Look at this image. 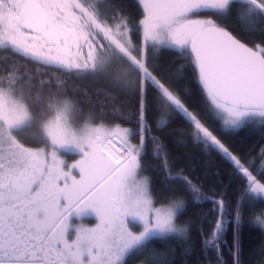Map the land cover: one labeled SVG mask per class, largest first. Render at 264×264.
<instances>
[{"label": "snow or ice", "instance_id": "1", "mask_svg": "<svg viewBox=\"0 0 264 264\" xmlns=\"http://www.w3.org/2000/svg\"><path fill=\"white\" fill-rule=\"evenodd\" d=\"M136 2L141 18L133 22L111 0H0V50L37 65V72L102 79L119 94L104 92L99 118L85 116L64 81L53 90L51 78L15 66L0 75V264H130L136 257L144 264H175L174 249L153 244L173 236L190 254V222L178 221L186 200L158 206L151 177L144 175L149 143L166 186L182 185L193 204L212 205L202 217L214 214L211 228H197L207 264L208 252L216 264H229L223 259L229 231L231 264H243V207L248 194L259 198L253 209L264 204V147L258 158L235 153L189 107L178 82L191 65L207 111L224 130L249 123L264 130V43L249 46L234 32L264 25V0ZM161 49L184 64L165 74L155 62ZM107 105L118 120L103 119ZM178 115L188 136L220 153L244 180L235 206L224 192L171 170L166 146L151 133ZM89 210L98 217L94 225L83 221ZM74 215L80 222L73 223ZM255 220L264 227V211Z\"/></svg>", "mask_w": 264, "mask_h": 264}, {"label": "trees", "instance_id": "2", "mask_svg": "<svg viewBox=\"0 0 264 264\" xmlns=\"http://www.w3.org/2000/svg\"><path fill=\"white\" fill-rule=\"evenodd\" d=\"M111 2L123 7L126 13L131 16L133 22H137L141 18L136 0H111ZM262 28H264V25L257 23L253 31H243L237 26L234 32L245 43L252 46L264 43V31H261ZM133 39L139 42L141 37L133 33ZM156 56L158 60L155 62L160 65L161 71L165 74L174 73L177 65L184 64V61L177 59L176 53L171 50L161 49L156 53ZM10 66L19 67L21 72L27 69L37 75L51 78L53 90L56 89L57 80L64 81L62 87L66 90L68 96L81 101L85 116L90 112H95L99 118L102 104L97 103V101L102 102L105 100L104 92L107 91L119 95L102 79L65 77L54 69H40L37 72V65L0 50V75H4ZM183 76L184 78L178 82V86L182 93L185 89L187 90L188 94L185 99L189 107L198 110L216 134L229 144L235 153L248 154L250 159L258 158L260 149L264 147V130L253 123L245 125L240 130H224L221 120L215 117L213 113L207 111L205 98L196 81L195 71L191 65L184 68ZM85 91L92 98V103L85 102L87 99L84 95ZM120 99L123 100L125 97L121 95ZM130 103L134 108L135 101L132 100ZM103 111L108 113L103 119L108 121L119 119L118 116L112 114L111 105L104 106ZM121 123L125 122L121 121ZM129 126L134 127L135 125L133 123ZM187 127L188 125L178 115L165 130L157 131L153 127L151 134L159 137L166 146L173 172L183 170L184 174H189L194 181L203 184L204 189H215L217 192H224L226 198L235 206L237 198L245 186L244 180L233 173V166L220 153L216 151L209 153L201 143L188 136L185 132ZM134 142L138 143V139ZM153 152V146L149 143L147 155L144 156V174L151 177L152 191L156 197L157 205L168 203L170 199L182 198L186 200V207L178 214V221L182 225L190 222L188 226L190 229L191 252L185 255V245H182L180 238L175 236L154 241V247L156 249H174L175 264H207L205 254L201 249L200 232L197 231V228L201 226L204 230L211 228L208 220L213 219L214 214L209 212L207 219H202V217L212 205L210 203L193 204L191 196L182 185L169 183L166 186L163 179L165 173L162 169L161 161L154 158ZM257 167H259L258 159ZM217 198L219 199L220 197ZM258 201V197L248 194L243 207L244 223L241 230L243 248L241 259L243 264H264V228L255 220V216L260 215L264 210V204L257 203L255 209L250 207L252 202ZM253 212H255V215H253ZM227 235L229 243L224 247L223 259L231 264V232L229 231ZM207 256L211 259L212 264H216L217 258L214 252H208ZM130 264H144V258L136 257L130 261Z\"/></svg>", "mask_w": 264, "mask_h": 264}, {"label": "flooded vegetation", "instance_id": "3", "mask_svg": "<svg viewBox=\"0 0 264 264\" xmlns=\"http://www.w3.org/2000/svg\"><path fill=\"white\" fill-rule=\"evenodd\" d=\"M73 223H78L80 222L76 217L73 216L72 218ZM83 221L89 225H94L95 223L98 222V217H96L95 213L92 212V210H89V214L83 217ZM74 235V232L70 230L69 232V238L71 239Z\"/></svg>", "mask_w": 264, "mask_h": 264}, {"label": "rangeland", "instance_id": "4", "mask_svg": "<svg viewBox=\"0 0 264 264\" xmlns=\"http://www.w3.org/2000/svg\"><path fill=\"white\" fill-rule=\"evenodd\" d=\"M222 122V121H221ZM223 124V123H222ZM134 143H137V142H134ZM67 159L69 160V162H71L73 159H75V157H72V156H69V157H67ZM145 175V174H144ZM147 176V175H146ZM161 204H166V203H161ZM160 205V204H159ZM158 205V206H159ZM264 211V210H263ZM261 215V214H260ZM260 215H258V216H260ZM74 217H75V215H74ZM264 228V227H263Z\"/></svg>", "mask_w": 264, "mask_h": 264}, {"label": "built area", "instance_id": "5", "mask_svg": "<svg viewBox=\"0 0 264 264\" xmlns=\"http://www.w3.org/2000/svg\"><path fill=\"white\" fill-rule=\"evenodd\" d=\"M117 142V146H119V140H115Z\"/></svg>", "mask_w": 264, "mask_h": 264}, {"label": "water", "instance_id": "6", "mask_svg": "<svg viewBox=\"0 0 264 264\" xmlns=\"http://www.w3.org/2000/svg\"><path fill=\"white\" fill-rule=\"evenodd\" d=\"M244 42V41H243ZM250 46V45H249Z\"/></svg>", "mask_w": 264, "mask_h": 264}, {"label": "bare ground", "instance_id": "7", "mask_svg": "<svg viewBox=\"0 0 264 264\" xmlns=\"http://www.w3.org/2000/svg\"><path fill=\"white\" fill-rule=\"evenodd\" d=\"M115 143V142H114Z\"/></svg>", "mask_w": 264, "mask_h": 264}]
</instances>
